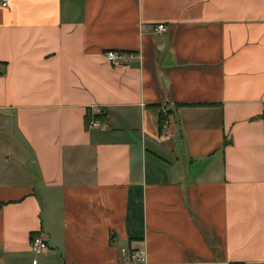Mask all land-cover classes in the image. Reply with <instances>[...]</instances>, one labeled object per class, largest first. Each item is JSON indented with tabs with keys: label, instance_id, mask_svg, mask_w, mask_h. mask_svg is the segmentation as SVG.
Listing matches in <instances>:
<instances>
[{
	"label": "crops",
	"instance_id": "0c3cea01",
	"mask_svg": "<svg viewBox=\"0 0 264 264\" xmlns=\"http://www.w3.org/2000/svg\"><path fill=\"white\" fill-rule=\"evenodd\" d=\"M0 264H264V0H0Z\"/></svg>",
	"mask_w": 264,
	"mask_h": 264
},
{
	"label": "built area",
	"instance_id": "2783aa9c",
	"mask_svg": "<svg viewBox=\"0 0 264 264\" xmlns=\"http://www.w3.org/2000/svg\"><path fill=\"white\" fill-rule=\"evenodd\" d=\"M8 1L9 0H1V3L3 6H6ZM156 31L159 33H164L166 32V27L164 25H159ZM103 57L111 65L120 66V65H125L128 62L134 60L135 55L132 53L108 50L104 52ZM95 125H96V122L91 121V126H95ZM30 246H31L32 253L36 256L43 254L48 249L46 240L40 235L32 237ZM131 257L135 262H138V263H144L145 261L144 256L141 253V251L135 252Z\"/></svg>",
	"mask_w": 264,
	"mask_h": 264
},
{
	"label": "trees",
	"instance_id": "16d2710c",
	"mask_svg": "<svg viewBox=\"0 0 264 264\" xmlns=\"http://www.w3.org/2000/svg\"><path fill=\"white\" fill-rule=\"evenodd\" d=\"M106 116L102 113L99 114H93L88 110V113L86 115V123L88 124L90 121H99V122H105Z\"/></svg>",
	"mask_w": 264,
	"mask_h": 264
}]
</instances>
